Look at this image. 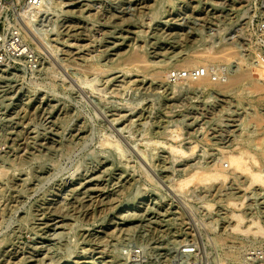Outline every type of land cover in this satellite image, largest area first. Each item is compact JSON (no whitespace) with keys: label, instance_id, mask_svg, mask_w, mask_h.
<instances>
[{"label":"rangeland","instance_id":"374dc122","mask_svg":"<svg viewBox=\"0 0 264 264\" xmlns=\"http://www.w3.org/2000/svg\"><path fill=\"white\" fill-rule=\"evenodd\" d=\"M63 3L76 5L42 18L41 29L53 27L42 41L23 32L37 62L0 73V264H131L137 248L144 264H169L191 240L210 245L201 251L206 264H221L210 239L226 230L223 207L209 213L197 198L214 204L236 182L191 186L184 197L169 185L212 166L218 153L258 150L259 142L264 150V89L255 93L244 81L225 92H174L176 82L155 73L228 44L218 54L232 52L229 61L209 65L253 64L259 79L250 53L264 57V0ZM68 25L79 35H64ZM132 52L146 63L129 61ZM169 145L188 156L173 158ZM222 168L229 172L226 162ZM263 211L264 198L253 203L264 226ZM212 220L214 231L206 226ZM56 223L59 229H46Z\"/></svg>","mask_w":264,"mask_h":264},{"label":"bare ground","instance_id":"6f19581e","mask_svg":"<svg viewBox=\"0 0 264 264\" xmlns=\"http://www.w3.org/2000/svg\"><path fill=\"white\" fill-rule=\"evenodd\" d=\"M72 1L74 0H68V2H72ZM9 4L10 2L8 3V5ZM74 5H76V3L74 4L65 3L64 4L63 0H37V4L33 6H30L25 3L24 6L18 8V10L20 11L19 23L20 25H22V30L25 33V35L29 36L31 35V33L32 35L35 34L36 35L35 39L38 38L39 39L38 41L40 40L42 41L43 39L42 37L46 36L47 33L52 31V28H53V27L52 28L50 27V29H45L46 31L41 29L40 21L42 20V18L44 17L46 20L48 17L51 19L57 16L55 14V8L58 9L59 7L60 9L63 7H72ZM127 22H131V21H127ZM46 23L49 24V22H46ZM42 24H44V26L46 25L44 22ZM73 29H74L73 26H69V25L66 26L64 35L68 37H72L75 35L78 36L79 34L77 33L74 34ZM42 31H44L43 32L44 34L42 33ZM29 39L31 40L30 36H29ZM37 43L38 42H36V44ZM226 45H222L221 47L222 49L218 50V52L194 51L187 58L181 59L179 61L180 65L178 64L176 69L177 70H179V68L190 69V68H195V67H200V66L209 68L210 67L209 63H214L217 61L227 62L229 61L230 57L233 56L232 52L223 53L220 55L218 54L222 51L227 52V50L230 49V47ZM233 54L234 56H237L235 53ZM238 57H236L235 59L237 63H239V60L237 59ZM250 58L253 60L255 59V62H257L258 65H260L256 67V75L259 78L257 80L253 79V75H254L253 74V71H254L253 64H246L245 66H242L244 64H242L243 62H240L242 65L239 66L238 64L234 66L236 68L233 71L230 70L231 67L228 66L229 71L227 72V75L223 81L213 82L211 81L210 77L205 76L200 79L193 80V81L192 80L191 81L189 80L178 81L172 88L174 92H178L181 90H195L198 88L200 90H207V89L209 90V88L210 89L215 88L218 91L225 92L234 86H238L244 81H250L253 87V92L255 93L260 92L264 89V64L261 63L260 56L258 55L256 51H251ZM129 61L138 62V63H146L143 56L138 52H132L131 55L129 56ZM143 67H145V65H143ZM169 73L170 71L168 70L167 71L166 70L157 71L155 73V77L167 81L169 80ZM256 81H259V82L261 81L262 83L256 84L255 83ZM177 131H178V128H173L172 130L168 132H170L172 137H178ZM115 144H116L115 145L116 148L119 149L120 145L118 143H115ZM256 146L259 147L258 150L257 149L249 150V149H243V148L238 147L235 151H226V152L218 153L219 154L218 159L216 163H213L212 166L210 167L196 166L190 169L189 171L185 172V174L181 176V178H177L176 180H174V182L171 181L173 183L169 185L170 192H172V194L174 193L176 194V196L179 195V196L184 197L189 191L191 186H194V189H197V188L203 189V188H206L208 185L212 186L217 182H219V184H221L222 186L224 183L228 181V179H230V177H231L230 180H232L233 182H236L237 187L232 188L231 186L233 184H231L230 187L227 188V190H230V192L225 193L223 195L225 198L220 199L214 204H212L210 200H207L206 196H199L198 198L196 196V198L200 200L201 208L203 210H206L209 213H211L214 210V208L216 209L218 207H223L222 209H218V212H220L219 214L223 215V218L226 219V222H227L226 230L223 231L224 234L223 232H221L222 234H214L213 237L210 239V241L212 240L211 242H213L217 248L221 249L220 253L218 254L219 261L221 264L239 262L241 255L244 251L254 248V246L256 247V244H261L260 243L261 241L259 239L264 238V226L261 224L257 216L253 214V203L264 198V196L263 198L261 197V195L263 194H259L258 192H256V190L264 191V150H263V145L260 144V142L256 144ZM165 148L168 149L169 152H171L173 158H176L178 155L182 157L184 156V158L188 156L186 152H183L181 147L179 148L178 146L173 147L172 145H169ZM223 162H226L227 167L228 166L230 167L229 172H226V170L222 168ZM144 170H143V173L145 176L146 172ZM146 177H148V175ZM240 177H245L246 182L239 181ZM128 181L129 180H127L126 183H128ZM257 187L258 189H256ZM237 189L238 191L234 192V190H237ZM238 192H242V194H240L239 196H236ZM250 201H252L253 203H249ZM216 204H221V206H218ZM114 207L115 206H113V208ZM55 213L58 214L56 217L60 218L59 219L60 222H62V220L64 221L68 219L66 218L67 217L66 215L63 216V213L62 214L60 212H55ZM50 225L51 226L46 225V229L49 227L50 228L54 227L55 229L60 228L57 223L50 224ZM206 226H209V228L213 230L214 221L212 220ZM240 235L244 236L247 239L246 242L233 243V242L226 241L227 239H232V238L235 239L237 236H240ZM52 236H56V234ZM227 243L231 245H227ZM78 258H81V256ZM30 262H35V261L31 260ZM76 263L77 262H74L73 264H76Z\"/></svg>","mask_w":264,"mask_h":264},{"label":"built area","instance_id":"2783aa9c","mask_svg":"<svg viewBox=\"0 0 264 264\" xmlns=\"http://www.w3.org/2000/svg\"><path fill=\"white\" fill-rule=\"evenodd\" d=\"M9 2L12 0H0V73L14 71L20 66L30 68L37 62L34 52L23 38V30L19 25L20 11L16 6H7ZM25 3L33 6L37 4V0H25ZM260 60L264 64V57H260ZM228 71L229 68L225 65L172 69L169 82L193 81L205 76L210 77L213 82H220L225 79ZM206 247L210 245L204 246L202 241L191 240L169 259V264H206L201 253ZM130 263H145L140 248L134 249ZM229 264H264V244L244 251L239 262Z\"/></svg>","mask_w":264,"mask_h":264}]
</instances>
